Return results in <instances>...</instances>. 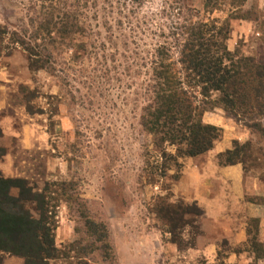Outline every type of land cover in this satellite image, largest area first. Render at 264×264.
<instances>
[{"label": "rangeland", "instance_id": "374dc122", "mask_svg": "<svg viewBox=\"0 0 264 264\" xmlns=\"http://www.w3.org/2000/svg\"><path fill=\"white\" fill-rule=\"evenodd\" d=\"M233 1L206 7V0H86L80 16L85 31L48 44L47 67L32 68L33 58L19 46L2 54L0 120L7 123L0 133V173L47 188L57 213L59 249L51 264H241L243 259L228 261L232 250L255 256L246 241L232 246L220 238L217 256L208 261L198 251L199 238L206 237L204 214L177 237L168 232L157 208L193 201L173 192L176 167L160 175L165 159L141 123L155 50L169 47L180 67L174 33L191 21H225L228 48L264 61V0ZM41 3L0 0V22L30 32ZM211 111L217 121L226 120L217 143L232 148L235 120L222 107ZM238 127L250 132L252 142V153L241 163L245 200L264 204V134ZM241 214L233 223H241ZM91 221L99 227L93 229ZM248 257L244 264H264ZM4 264H24V259L6 253Z\"/></svg>", "mask_w": 264, "mask_h": 264}, {"label": "trees", "instance_id": "16d2710c", "mask_svg": "<svg viewBox=\"0 0 264 264\" xmlns=\"http://www.w3.org/2000/svg\"><path fill=\"white\" fill-rule=\"evenodd\" d=\"M40 1L37 4L40 16L30 19V32L13 30L0 22V57L6 50L22 47L33 58L31 67L35 70L47 67L49 60L44 55H50L44 52L48 44L61 43L70 34L85 31L80 16H84L86 0ZM219 3L220 0H206L205 6ZM234 3L232 0L231 4ZM229 33V24L218 19L184 25L182 31L174 33L180 67L171 60L169 47L160 45L155 50L148 88L150 98L142 108L141 123L159 145V157L165 159L159 167L162 176L173 166L179 172L175 176L178 180L184 166L181 159L214 148L223 130L205 122L204 114L217 106L236 123L264 134V61L232 52L227 44ZM170 147L173 152H168ZM249 153H252L251 140L244 143L234 140L232 148L218 154L219 163L245 164ZM13 189L18 190L17 195ZM157 212L175 237L185 231L186 225L193 226L195 217L204 214L196 201L167 203L158 207ZM56 216L46 187L38 190L27 178L0 173V264H4L6 253L23 258L24 264H51L59 252ZM91 223L93 229L99 227ZM252 225L259 228V218L248 220L247 243L256 258H263L264 244L258 240V228L254 231Z\"/></svg>", "mask_w": 264, "mask_h": 264}, {"label": "crops", "instance_id": "0c3cea01", "mask_svg": "<svg viewBox=\"0 0 264 264\" xmlns=\"http://www.w3.org/2000/svg\"><path fill=\"white\" fill-rule=\"evenodd\" d=\"M217 116L219 115L212 111L206 112L204 121L223 127L226 120L219 122ZM5 123H7L5 120H0L2 133L5 131L3 129ZM235 126L233 139L234 137L236 139L234 140L239 139L240 141L250 138L249 131L239 128L238 123ZM230 148L223 141L219 144L216 143L214 148L204 155L186 158L181 177L173 184V192L176 195L187 201H196L204 210V217L208 219L204 229L206 237L204 239L199 238L198 251L209 259L208 261L217 256L220 238H226L232 246L247 242L248 222L245 219L249 220V217L259 218L264 231V204L245 200L247 182L242 164L224 165L219 163L218 154ZM255 194L257 195V193ZM253 207L255 208L252 209ZM256 211H258L257 214H254L253 212ZM238 213H242L241 216H243L239 225L233 223L234 219H238ZM244 257H248L244 252L232 250L228 261L233 263V260L243 259L240 263L244 264ZM252 257L256 258V256L248 258L252 260ZM261 259L264 260V257Z\"/></svg>", "mask_w": 264, "mask_h": 264}]
</instances>
